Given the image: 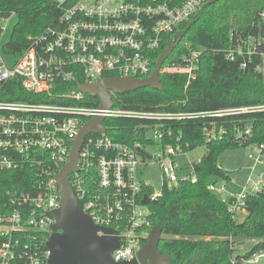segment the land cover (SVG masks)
Wrapping results in <instances>:
<instances>
[{
	"label": "built area",
	"instance_id": "1",
	"mask_svg": "<svg viewBox=\"0 0 264 264\" xmlns=\"http://www.w3.org/2000/svg\"><path fill=\"white\" fill-rule=\"evenodd\" d=\"M205 3L187 0L178 6L172 0H67L60 2L62 14L55 26L34 38L21 54H8L15 58L13 64L0 53V173L26 171L29 176L25 184L13 182L10 188L0 189V264H48L46 243L56 223L50 214L61 204L55 177L69 162L81 128L97 116L104 117L103 132L86 137L78 171L70 175L72 190L96 225L119 232L121 246L114 250L113 261L136 258L151 227L143 202L160 195L139 174L156 162L163 185L195 182L193 171L179 174L174 159L185 153L179 144L163 147L165 134L160 127L164 121L198 115L120 109L115 107L118 95L112 97V108L102 110L100 103L91 105L97 98L84 94L80 87L108 75L149 78L154 72V55L165 37L197 16ZM7 19L0 20V43ZM198 58L199 53L185 57L186 67L175 72L186 73L191 80ZM121 118L152 122L143 126L145 141L128 145L113 139L105 122ZM246 149L256 169L262 164L264 144ZM261 185L260 181L246 187L232 198L229 211L234 218L246 213L247 197L262 191ZM224 187L222 184L220 191ZM150 188L154 190L151 196ZM208 190L216 194L219 187L211 182ZM263 262L264 250H259L243 264Z\"/></svg>",
	"mask_w": 264,
	"mask_h": 264
},
{
	"label": "trees",
	"instance_id": "2",
	"mask_svg": "<svg viewBox=\"0 0 264 264\" xmlns=\"http://www.w3.org/2000/svg\"><path fill=\"white\" fill-rule=\"evenodd\" d=\"M186 1L172 0V5ZM61 14L58 0H0V20L16 18L5 51L21 54L34 38L55 26ZM191 21L165 37L154 55L153 71L167 44L184 32L163 66L186 67L184 58L199 53L194 78L189 80L186 73H163L164 90L144 88L119 96L115 107L198 115L162 122L163 147L179 144L184 153L205 147L206 152L192 165L195 182L164 184L160 195L149 201L148 232L162 228L159 250L170 255V264H243L251 254L264 250V188L247 197L246 217L239 221L229 211L232 199L222 201L208 185L217 179H232V173L218 164L224 152L264 144V0H218ZM99 103L98 98L92 99L91 105ZM240 109L249 111L237 112ZM148 123L152 122L121 118L106 120L105 125L111 127L108 134L117 142L132 145L145 141L143 126ZM27 180L26 171L0 173V189ZM148 191L151 196L154 190Z\"/></svg>",
	"mask_w": 264,
	"mask_h": 264
},
{
	"label": "water",
	"instance_id": "3",
	"mask_svg": "<svg viewBox=\"0 0 264 264\" xmlns=\"http://www.w3.org/2000/svg\"><path fill=\"white\" fill-rule=\"evenodd\" d=\"M218 0H212L202 9ZM195 23L191 21L188 29ZM184 32L167 44V48L159 57L154 72L149 78L137 79L133 77H120L102 79L98 83L83 85L80 91L100 100L102 110L112 108L113 95L122 96L144 88L164 90L160 75L164 62L181 42ZM104 117L97 116L86 123L80 130L78 137L72 143L70 160L56 175V182L60 189V208L50 215L56 223L52 227L46 247L49 251L48 264H170V255H163L159 250L163 230L160 226L154 227L135 259L116 263L112 254L121 246L119 232L113 229L102 228L96 225L91 217L85 213L83 202L76 198L70 181V175L78 171V158L80 149L90 134L103 132ZM144 204L149 203L145 199ZM102 232L103 235H99Z\"/></svg>",
	"mask_w": 264,
	"mask_h": 264
},
{
	"label": "rangeland",
	"instance_id": "4",
	"mask_svg": "<svg viewBox=\"0 0 264 264\" xmlns=\"http://www.w3.org/2000/svg\"><path fill=\"white\" fill-rule=\"evenodd\" d=\"M61 3L66 2L67 0H58ZM16 23V18L14 16L9 17L3 25L4 34L1 38L0 43V53L6 58L9 64H13L15 58H10L8 53L5 51L4 47L10 40L13 28ZM179 66L174 63L167 64L162 67L161 75L163 73H174ZM108 125V124H107ZM151 135V133H149ZM206 152L205 147H199L194 151L181 154L180 156L174 159L178 167V172L180 175H190L193 171L192 165L197 162ZM250 151L246 148L232 149L224 152L218 161L219 166L232 173V179L230 181H224L217 179L215 181L219 187V191L216 193L219 199L222 201L228 202L232 198L239 196L243 190L248 187H254L258 182H262L260 189L264 185V153L262 157V164H260L256 169H253L254 159L249 158ZM141 180L146 181L151 185L156 193H160L163 187V177L161 175L160 167L156 162H152L139 174ZM222 184H225L224 190L220 191ZM251 192V190H249ZM246 217V214H241L237 220L242 221ZM163 240V235H162ZM250 242H247L244 245V249H248ZM246 249V250H247ZM264 264V262L262 263Z\"/></svg>",
	"mask_w": 264,
	"mask_h": 264
},
{
	"label": "crops",
	"instance_id": "5",
	"mask_svg": "<svg viewBox=\"0 0 264 264\" xmlns=\"http://www.w3.org/2000/svg\"><path fill=\"white\" fill-rule=\"evenodd\" d=\"M202 157H203V156H202ZM202 157H201V158H202ZM201 158H200V159H201ZM200 159H199V160H200ZM243 214H246V213H243Z\"/></svg>",
	"mask_w": 264,
	"mask_h": 264
}]
</instances>
